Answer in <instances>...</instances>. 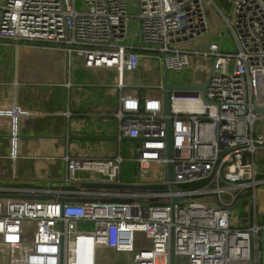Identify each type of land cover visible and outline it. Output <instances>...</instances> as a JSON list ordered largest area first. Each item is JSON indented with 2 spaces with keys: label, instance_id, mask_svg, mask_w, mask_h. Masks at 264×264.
Listing matches in <instances>:
<instances>
[{
  "label": "built area",
  "instance_id": "1",
  "mask_svg": "<svg viewBox=\"0 0 264 264\" xmlns=\"http://www.w3.org/2000/svg\"><path fill=\"white\" fill-rule=\"evenodd\" d=\"M75 2L0 0V42L64 50L70 59L79 56L87 70L116 72L120 89L126 87L125 75L151 59L160 61L156 89L162 94L164 68L188 71L184 86L205 82L208 86L205 93L171 91V160L163 98L128 95L120 99L119 140L137 142L134 162L142 178L152 168L165 170L162 180L149 183L164 186L163 190L64 191L61 188L83 181L76 177L81 171L102 176L105 180L98 184H122L121 155L93 160L68 154L62 157L61 187L0 188V196L10 192L52 197H0V250L8 264H98L105 250L131 254V264H170L173 231L178 261L257 264L262 230L257 191L264 180L255 158L264 150V133L256 130V123L264 121V115L253 107L264 108V1L227 0L228 17L214 0H135L139 26L135 36L141 39L140 47L123 44L132 17L129 0H85L82 12ZM210 9L219 13L233 36L235 52H224L222 43H212L206 50L179 47L208 32ZM28 115L20 106L0 108V118L10 120L13 162L21 156V125ZM64 116L68 119L70 113ZM170 162L172 182L167 173ZM196 183L200 186L187 187ZM61 198L91 201L63 204ZM175 198L179 200L173 208ZM243 199L248 201L249 218L242 228L234 209ZM90 224L92 230L87 229Z\"/></svg>",
  "mask_w": 264,
  "mask_h": 264
},
{
  "label": "crops",
  "instance_id": "2",
  "mask_svg": "<svg viewBox=\"0 0 264 264\" xmlns=\"http://www.w3.org/2000/svg\"><path fill=\"white\" fill-rule=\"evenodd\" d=\"M214 1L228 16L230 4L227 0ZM208 14L209 20L222 22L215 9H210ZM223 28L222 34L225 26ZM3 44H8L9 48L5 51L0 49V108L20 106L29 115L22 120L21 156L16 162L9 158L10 120L0 118V188L61 187L62 157L65 154L75 159L93 160L114 159L121 155L124 158L120 174L122 184L153 183L149 180L132 182L130 176L124 177V164L133 163L138 168L134 162L137 142L119 140L120 123L116 118L123 96L158 98L155 93L149 96L146 92L156 89L160 81L158 73L151 72L148 61L137 72L125 75L126 87L120 89L116 72L87 70L79 56L70 59L64 50L1 42L0 47H7ZM128 89H132L130 93H126ZM65 112L70 113L68 119ZM259 132L264 133V128ZM255 159L259 177L264 180V150ZM78 179L97 183L105 180ZM83 181L61 189L78 193L93 190L86 189L87 183ZM6 195L20 194L9 192ZM257 203L258 224L263 228L264 185L258 188ZM248 218L249 214L248 217L244 215L243 220L248 221ZM260 251L261 258L257 264H264L262 245ZM113 254V259H121L118 253ZM128 261L131 264V260Z\"/></svg>",
  "mask_w": 264,
  "mask_h": 264
},
{
  "label": "rangeland",
  "instance_id": "3",
  "mask_svg": "<svg viewBox=\"0 0 264 264\" xmlns=\"http://www.w3.org/2000/svg\"><path fill=\"white\" fill-rule=\"evenodd\" d=\"M264 1V0H263ZM76 5V10L78 12H82L85 10L86 5H85V0H76L75 2ZM128 11L129 14L132 16L129 20V31L127 34V40L123 42L125 45H134L136 47L141 46V39L139 37L135 36V33L138 31L139 26L137 23V20L134 18L136 15V5H135V0H129L128 3ZM228 14V17H231ZM210 29L209 32L205 33L199 38H196L194 40H190L187 42H184L181 44L179 47L182 49L186 50H206L208 49L209 45L212 42H219V44L222 45V49L224 52H235L236 51V45L235 41L232 35H228L226 38L223 40V34H222V29H224V23L223 22H218L216 19H210ZM232 21L234 19L232 18ZM6 45L0 47L2 51L8 50L9 46L8 44H3ZM151 72L152 73H158L159 71V64L160 61L158 59H151ZM190 73L188 71H169L168 74V81L173 84H179V85H185L187 82V79L189 77ZM200 76L194 75V79H199ZM137 83H140V81H137ZM132 89H128L126 93H130ZM137 91V90H135ZM147 95L153 96L154 93L157 97L163 98V94L161 91L156 90V89H151L147 90ZM262 116V115H261ZM261 128H264V121H258L256 123V130L259 131ZM123 171H124V177L126 175L130 176V179L132 182H143L145 180H149L150 182H158L162 180L164 175L166 174L165 170L163 168H152L149 170L147 176L143 179L141 176V171L136 168L135 164L131 163H126L123 165ZM77 178L85 179V180H101L103 177L100 175H97L93 172H78L76 175ZM125 179V178H124ZM248 201L244 200L237 208L234 209V214L235 217L238 218V224L240 227H246L248 226V221H244V215L248 217L249 210H248ZM88 230L93 229V224H90L89 227L87 228ZM87 230V231H88ZM138 237L142 238L145 240V236L143 234H138ZM146 241V240H145ZM146 243V242H145ZM113 251H106L105 253L102 252L101 255L98 257V264H129L128 260H131V254H119L121 259L115 260L113 259ZM106 254V255H105ZM108 256V257H107ZM7 255L4 253V251L1 249L0 250V264H8L7 262ZM176 264H187L185 262V259L181 258L178 263Z\"/></svg>",
  "mask_w": 264,
  "mask_h": 264
},
{
  "label": "water",
  "instance_id": "4",
  "mask_svg": "<svg viewBox=\"0 0 264 264\" xmlns=\"http://www.w3.org/2000/svg\"><path fill=\"white\" fill-rule=\"evenodd\" d=\"M228 36V31L225 30L223 34V40ZM213 71L211 72V74ZM168 74L169 71L167 68H164V74L162 78V86H163V105H164V113L167 116L166 118V129H167V157L169 160L173 157V151H172V133H171V91L178 90V89H193V90H200L203 93L206 92V88L208 86V82H205L201 85H179V84H173L168 81ZM253 109L256 112H259L264 115V108L256 107L254 106ZM167 173H168V179L170 182L173 180V165L170 162L167 165ZM171 190H175L173 184H171ZM86 189H95V190H116V191H130V192H153L158 190H163L164 186L159 185H150V184H98V183H87L85 184ZM5 198H13V199H51V196H42L37 197L33 195H8V196H0ZM179 199L175 198L172 203V207L174 208L177 204ZM63 204L64 203H83L87 201H91L88 199H79V198H61L60 200ZM94 201V200H92ZM110 202H122L130 204L132 203V200H113ZM260 242L263 249L264 254V224L263 228L261 230V236H260ZM179 261L176 260L175 257V239H174V231L172 232V238H171V260L170 264H176Z\"/></svg>",
  "mask_w": 264,
  "mask_h": 264
},
{
  "label": "trees",
  "instance_id": "5",
  "mask_svg": "<svg viewBox=\"0 0 264 264\" xmlns=\"http://www.w3.org/2000/svg\"><path fill=\"white\" fill-rule=\"evenodd\" d=\"M197 186H200V184H199V183L191 184V185H189V186H187V187H197Z\"/></svg>",
  "mask_w": 264,
  "mask_h": 264
}]
</instances>
